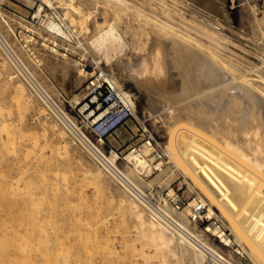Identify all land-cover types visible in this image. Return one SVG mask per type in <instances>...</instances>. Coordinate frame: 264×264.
<instances>
[{
	"label": "bare ground",
	"instance_id": "bare-ground-1",
	"mask_svg": "<svg viewBox=\"0 0 264 264\" xmlns=\"http://www.w3.org/2000/svg\"><path fill=\"white\" fill-rule=\"evenodd\" d=\"M22 1L28 8L36 9L34 18L39 26L50 34L66 36L63 27L53 21L47 7L34 5L32 0ZM73 1L68 0L65 4L70 7ZM97 1L104 3L110 0ZM116 1L119 6L115 11L120 14L125 1ZM155 1L157 10L138 13L132 29L128 23H125V29L131 35L127 44L132 51L130 79L148 97L151 110L146 109V112L151 115L153 128L157 130V120L161 119L168 135L166 144L161 147L164 159L157 158L150 142L128 151L123 158L125 162H117V154L106 148L105 155L111 162H116V167H122L120 171L125 176L144 187L152 183L161 186L165 181L160 179L161 173L169 177L184 175L189 178V188L198 189L226 218L234 237L247 254V260L243 261L227 253L231 261L249 264L252 257L254 264H259L264 256V71L253 63L250 49L244 41L251 39L264 45V4L262 16L255 19L258 34H250L244 29L237 31L230 23L222 0ZM64 16L69 18L71 25L78 23L80 30L87 29V17L76 22L68 13ZM89 44L107 58L109 49H123L126 42L111 22L95 33ZM0 55L4 60L0 62V76L2 74L28 106L35 107L12 64L1 52ZM262 60L264 64V58ZM5 62L8 65L5 66ZM57 65L65 69L63 64ZM28 68L36 78L29 65ZM79 71L85 73L84 70ZM100 76H103L102 72L96 80ZM94 91L92 87L88 94ZM88 94H72L68 106L86 109L84 102ZM92 99L94 101L95 97ZM107 104L102 114L114 107ZM158 106L164 114L163 119L162 116L154 117L153 112ZM36 110L42 128L58 145L62 159L72 160L75 167L81 169V176L92 182L99 207L107 212L105 225L118 226L127 216L133 226L125 236L140 235L145 249L161 256L159 263L169 264L178 260L182 264H205L202 251L154 220L129 193L112 187L103 175L110 178L103 168L87 164L74 154L63 133L55 129L57 124L69 130L63 120V125L56 119L52 124L44 118L45 112L41 107H36ZM87 114L94 116L92 111ZM99 118L94 116V120ZM175 143L177 145L173 146ZM156 171L160 173L148 180ZM182 195L187 204L179 214L185 227L189 228L192 223L201 225L213 218L215 213L210 206L198 214L193 208H197L199 202L185 191ZM200 199L205 206L208 205ZM190 229L204 246L217 252L210 236L208 239L202 230ZM208 230L212 234L219 233L216 226L208 227Z\"/></svg>",
	"mask_w": 264,
	"mask_h": 264
},
{
	"label": "rangeland",
	"instance_id": "rangeland-1",
	"mask_svg": "<svg viewBox=\"0 0 264 264\" xmlns=\"http://www.w3.org/2000/svg\"><path fill=\"white\" fill-rule=\"evenodd\" d=\"M67 1H45L44 6L50 11L53 21L66 32V36H57L37 24L34 18L36 9L28 8L22 0H0L5 11L0 22L10 44L45 88L54 96L65 98L64 110L74 117L77 125L87 128L92 137L101 138L104 148L113 150L120 159L131 147H139L147 141L155 149L162 147L168 140L164 125L158 119L157 130L153 128L151 115L146 112V109L151 110L148 97L129 76L132 51L127 44L131 35L125 29V23L132 29L138 13L157 10L156 1L124 0L120 14L115 11L119 6L116 0L104 3L74 0L70 7L65 4ZM222 3L225 15L237 31L244 29L250 34H258L255 19L262 16L264 0H222ZM64 13H68L76 22L87 17V29L80 30L78 23L71 25ZM111 22L122 34L126 45L123 49H109L106 58L90 46L89 41ZM24 43L27 48L22 47ZM244 44L250 49L253 63L264 71V45L251 39L244 41ZM57 64H63L65 69ZM101 72L103 76L96 80ZM18 80L36 106H28L1 74L0 264H162L158 262L161 258L159 254L145 249L140 235L133 233L125 236L133 226L127 216L118 226L104 224L107 212L99 207L92 182L81 176V169L76 168L72 160L62 159L58 145L42 128L36 107L44 110L47 122L55 124L54 118L29 93L23 80ZM92 87L95 91L88 94ZM78 92L89 95L85 99L87 108L84 110L68 106L70 96ZM121 102L129 104L131 115L121 119L106 133L104 130L93 133L95 127L107 120L115 109H124L118 115L119 118L124 117L126 109ZM107 103L114 107L102 114ZM90 111L100 118L94 120V116H88ZM153 113L154 117L164 118L159 106ZM111 123L115 124L113 121ZM55 125L56 131L63 133L71 144L74 154L81 157L83 162L96 166L73 142L69 132ZM158 173L160 171H156L148 180ZM103 175L114 187L112 179ZM183 176L169 177L161 173L160 179L165 180L161 186L179 193L185 191L189 196L199 195L208 204L203 212L210 206L215 213L213 218L235 235L226 218L198 189L191 190L189 178ZM157 184L152 183L151 186ZM192 226L195 224L192 223ZM196 229L197 232L203 231L202 226ZM248 262L255 263L252 257ZM169 264L182 263L172 260ZM259 264H264V256Z\"/></svg>",
	"mask_w": 264,
	"mask_h": 264
},
{
	"label": "built area",
	"instance_id": "built-area-1",
	"mask_svg": "<svg viewBox=\"0 0 264 264\" xmlns=\"http://www.w3.org/2000/svg\"><path fill=\"white\" fill-rule=\"evenodd\" d=\"M35 4L45 5L46 0H32ZM4 9L0 4V18L4 16ZM23 48H27L26 44L22 45ZM0 52L2 55L9 60L20 79L23 80L29 92H31L43 106V108L49 112L54 119L59 122L60 125H63L62 120L69 126V130L67 132L71 135V138L75 144L82 150V152L86 155V157L97 164L99 167L103 168L104 171L110 176L115 186L121 190L129 193L133 198H135L140 204H142L150 213V216L164 224L171 231L178 234L183 238L186 243H190L194 245L193 247L197 250L202 251L205 256V264H234L231 261L230 256L227 253H230L237 260H247V254L243 251V248L240 246L239 242L236 240L231 231L220 223L217 219L212 218L211 220H206L202 222L199 226H192L195 230L196 228H203V233L208 234L211 238V243L215 246L217 252H213L209 250L204 244L193 234L194 230L185 227L182 223V218L179 212L183 210L185 205L187 204V200L183 197L182 193L178 191H171L163 188L160 185L148 186L144 187L139 185L135 180L129 179L125 176L120 169L115 166L116 162H111L106 157V150L102 144V139L92 137V134H88V130L85 127L78 126L77 121H74V117L68 115L64 110L65 98L63 96H54L51 91L45 88L30 72L28 65L21 59L18 52L15 48L10 44L7 39L4 27L0 22ZM124 106L125 115L122 118H119L118 115L124 109H115L113 114L108 117L107 120H104L101 124L95 127V132L104 130L106 133L109 129H111L116 123H119L121 119L131 115V108L129 104H125L121 102ZM119 106V102H118ZM130 109V110H129ZM120 119H112L115 118ZM74 119V120H73ZM110 121L115 122V124H109ZM105 123V124H103ZM112 125V126H110ZM73 133L75 135H73ZM149 142V141H147ZM135 146V145H134ZM138 148V147H136ZM131 147L130 150L136 149ZM110 151H113L109 149ZM155 153L158 159H164V154L161 150V147H157L155 149ZM117 154V153H116ZM118 160L117 162H124L125 160L117 154ZM156 166L152 165V169H155ZM143 176V174H140ZM199 202L197 208H193V211L196 213L203 212L205 205L201 202L199 195H190ZM178 211V213H176ZM204 213V212H203ZM189 217L193 218L189 215ZM217 227L219 233L212 234L209 232L208 227L213 228ZM223 248L222 249H219Z\"/></svg>",
	"mask_w": 264,
	"mask_h": 264
}]
</instances>
